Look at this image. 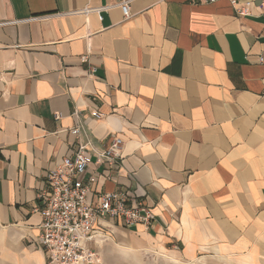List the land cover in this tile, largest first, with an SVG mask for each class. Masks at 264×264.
<instances>
[{
    "label": "crops",
    "instance_id": "obj_1",
    "mask_svg": "<svg viewBox=\"0 0 264 264\" xmlns=\"http://www.w3.org/2000/svg\"><path fill=\"white\" fill-rule=\"evenodd\" d=\"M231 1L133 0L125 18L119 0H0L6 262L48 264L34 244L48 173L118 137L121 156L82 177L96 178L89 199L128 193L153 219L99 221L106 245L264 264V0Z\"/></svg>",
    "mask_w": 264,
    "mask_h": 264
},
{
    "label": "built area",
    "instance_id": "obj_2",
    "mask_svg": "<svg viewBox=\"0 0 264 264\" xmlns=\"http://www.w3.org/2000/svg\"><path fill=\"white\" fill-rule=\"evenodd\" d=\"M132 1L119 0L117 4L125 18L132 16ZM231 2L238 6L236 0ZM250 6L251 3L243 4L236 11L247 16ZM261 6L264 8V2ZM91 12L89 8L82 11L85 15ZM82 60L86 62L87 57ZM261 62H264L263 57ZM60 118V114L55 115L56 120ZM71 133L80 137L81 129L76 127ZM123 145V140L115 137L109 148L91 154L86 145L80 144L73 156L65 158L59 167L48 173L47 186L38 195L42 224L34 242L43 250L48 264H104L103 251L108 236L98 228V223L106 218L120 220L129 227L150 224L152 210L141 202L129 206L134 201L128 193L101 194L90 201L96 178L90 177L87 182L82 180L93 163L101 165L119 158Z\"/></svg>",
    "mask_w": 264,
    "mask_h": 264
},
{
    "label": "rangeland",
    "instance_id": "obj_3",
    "mask_svg": "<svg viewBox=\"0 0 264 264\" xmlns=\"http://www.w3.org/2000/svg\"><path fill=\"white\" fill-rule=\"evenodd\" d=\"M1 237V234H0ZM1 245V241H0ZM104 264H181L169 256L138 252L106 245L103 251ZM0 264H10L0 255Z\"/></svg>",
    "mask_w": 264,
    "mask_h": 264
}]
</instances>
